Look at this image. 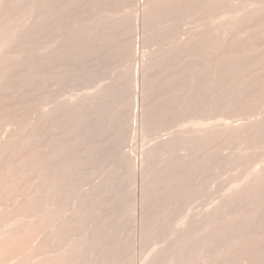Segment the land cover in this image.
<instances>
[{"label":"bare ground","instance_id":"obj_1","mask_svg":"<svg viewBox=\"0 0 264 264\" xmlns=\"http://www.w3.org/2000/svg\"><path fill=\"white\" fill-rule=\"evenodd\" d=\"M25 1L26 0H0V264H87L86 261L89 259H92V257H93V255H90V254H92V251L89 248L94 247L93 244L96 245V243L100 242V241L98 239H97L98 240L97 241L95 238L94 240L97 241L95 243V241L93 239H90V241L93 240V242H91V246H88L90 244L89 243L88 245L85 246L86 248H84L83 245H85V243H83V245H82V241L86 242L88 239L87 240L85 239L86 240L85 241L82 238L83 236L82 237L80 236L81 239L79 237L77 240L80 241V244L82 246H80V244L78 245V241L75 242V240H74L73 242H71L72 244H70V245H72V247L71 246L68 247V241L71 240V238L70 239L68 238L71 236L68 233L71 230H76V232H77L79 229H76V228L74 229L72 227V225L69 224L71 222H68V220H69L68 217L70 215H68V217H67L65 215V213L67 214L66 211L69 210L70 207H69V209H67L66 205H65V209H67V210L62 208L63 200L65 198L63 196H66L67 191L65 190L66 193L63 194L61 192L62 189H60V188L62 187V184L64 183V180L66 179L67 175H69V174L71 175V173L73 175V172L75 171L74 169H76V170L80 169L79 165L81 164L80 163L81 161H84V160L86 161V158L88 157L87 159H91V160H89V162L91 164H93V162L96 161V160L94 161V159H96L97 156L99 155L98 154L96 156V154L99 153V151H101L100 146H101V148L106 147L105 146L106 143L104 144V146H102V144H103L102 142H104L105 141L104 139H106V138H102V140H101V138H99L100 134H99V136L95 135L96 133L93 131V128L98 129V128L102 127V126L101 127L98 126V128H97V125L100 123L102 118L103 119L105 118V120H106L107 116L103 117V115H105V113L109 109H111L109 107L107 109V106L110 105L109 99H111V98H110L109 94H107V95H109V97H108L104 93V92H106V91H104V89L105 90H108V89L105 88V86H102V76L103 75L100 77V79L98 76V67H100L98 58H100L99 57V56H101L100 54H103V53H101V51L104 49V47L102 48L101 44H102V39H103L104 35L106 34L105 32L107 31L106 30L104 32V30H105V28L107 29L109 25H111L110 21L113 22L114 18L112 20L111 19L112 17H111L110 18L111 20L108 21L109 16L105 18L106 15L104 16V13L102 14V12L99 11V10H101V9H99V8H101V5L103 6V4H101L99 7L101 0H35L34 6H33L34 8L32 11L33 13L31 15H29L28 13L26 14L23 11ZM102 1H104V0H102ZM124 1H126V0H123L122 3L123 4L125 3L127 5V7L124 6L126 9L122 10V11H125L124 12L125 14H123V16H129V18H131V20H132L131 25L133 26V29H134L135 35H136L135 36L136 40L134 41L132 47H130V45H129L130 49L128 52L131 54V56H132L131 58L133 59V64H131V65L135 66L134 68L133 67L131 68V69H135V73L132 70L133 71L132 73L134 74V77H132V78H134V79H133V81L131 80L132 83L128 82V84L134 83V85H135V86L132 85V90L134 89L133 96L128 95V96H132L131 97L132 98L131 99V105H133L134 108H133V106L130 108H132V110L134 109V111L131 110V112H133V114L131 115L129 113L130 115L128 114L127 115L128 117L127 118L124 117V118L127 120L126 121L127 123L129 121L128 118L130 116H131V119L134 120L136 123L138 122V119H140L141 125L142 126L145 125L143 128L144 129L149 128L148 131L151 132V135H153L152 133L156 132L155 128L157 126L159 129V127L161 126L160 125L161 123H163L165 120L168 121L170 119V117L168 115H166V116H168L169 118L168 117H167L168 119L165 118V116H163L165 114L164 113L162 114V110H161V109L165 108V112H166V110L168 112V110H170L172 108L171 107L170 109H167L168 107L165 106V105H167V106L169 105V103L167 102L168 100H170L169 101L170 106L176 100L178 101L179 105L180 104L182 105V103L179 102L181 100H178V99H180V97H182V98L184 97L186 99L185 96L187 95V97L190 99L191 92H189V90L192 91L193 93L197 94L199 92L198 88L200 85H205V86L207 85L206 87L202 86L203 88L200 90V92H202V91L205 92L204 89L207 88L208 85L210 86V82L212 81L213 86L211 85L207 89H208V91H210V90L212 91V89H213V94L215 96V100L212 97L213 94H211V93H210V95H211L210 97L213 98L215 104L212 106L210 105L211 104L210 102H213V101L211 100L212 98H210V100H211L210 101L209 97H207L208 98V100H206L207 102L205 101V99H207V98L204 95H206L208 92L207 93H200V94L198 93V95H199V98H201V100H204L203 101L204 103H207L209 107H212L213 109H215V108L219 107V103L222 100H224V101L226 100L225 97L227 98V100L225 102L230 100V96H228L226 94H230L231 92L240 89L241 87H243L245 84L248 83L247 72L245 69L234 71V68L238 67V62L232 61L230 58V52H229V46L230 45L237 47L239 49V51L245 55V57L243 58L245 64H250L252 62V64H258L264 68V53L257 50L254 55L249 56L248 55L249 49L247 47V44L254 46L256 43L264 42V0H143V1L130 0L127 3ZM85 2L87 3L86 5L88 8V12L90 13V16L88 15L89 13L87 14V12H86L87 10H84L85 13H83V14L84 15L87 14L90 17V19L88 20V24L84 23L85 25H87L86 26L87 31H88V32L86 31V33H88L87 36L89 35V37H86V38H89L88 39L89 43L86 41L88 45H85L87 48L84 47V49H85L84 50V49H82L80 43L82 42V40H84V42H85V39H84L85 37L82 39L83 35L81 34V31L79 29L80 27L78 28V26H81V25H77V19L80 20L81 16L79 18H78V16L82 13L81 9H82V7L85 6ZM82 3H84V6H82L83 5ZM108 6H109V4H108ZM102 9L104 10V8H102ZM82 11H83V9H82ZM98 11L100 12V14ZM122 11H120V12L122 13ZM180 12L184 13L182 15H186V17H187V15L193 16L196 14L195 18L191 17L192 20L189 16L187 18L184 16L185 20H187L189 18L190 21L186 22L185 20H183L185 23H187L186 24L187 27H186V25H185V27H183L184 24L182 25L183 29L181 28L182 29L181 32H182V34L185 32V34H183V35L177 32V29H178L177 26L178 25H175L172 23H171V25L169 24L170 21L173 20L175 16H179ZM121 13L119 15L120 17H118V18H120V20L122 21L125 17H123ZM197 13H199V16L197 15ZM83 14H82V16H83ZM163 14L170 15L172 18L167 23V25H165L166 28L164 27V29L161 31L160 40L158 39L159 43L163 42L161 40L162 38L165 39L167 42V45L165 47H163L164 48L163 49L161 46V44H162L161 43L160 46L157 45L158 48L160 47L159 49L155 48L156 50L151 49L150 52H141L142 50L140 51V49H139V43L141 41H142L141 43H143V41L146 40L147 42H145V43H147L149 45V42L151 44H154V43H152L153 42L152 40H154V41L157 40V39H155L156 37L153 39L151 38L152 34L150 36L143 35L145 32H142L143 34H141V36H142L141 37L140 36L141 28L143 30V27L145 24H150V22L153 23V21L155 19H157V17H159V16L161 17ZM200 14H201V16L204 17L203 19L200 17ZM87 15H86V17L85 16L84 17L88 18ZM99 15L103 16L104 18L100 17ZM121 16L123 17V19H121ZM26 18H27V20H25ZM175 18L176 19L173 20L174 22L172 21L173 23H175V21H177V19H180V20L184 19V18H182L181 15H180V17H178V18L175 17ZM199 18L201 20H199ZM101 19H103V21H104V19H105V21H106V19H108L107 22H110V23H108L109 25L104 24V26L107 25V27H104ZM127 20L125 23H127ZM180 20L178 21V23L180 22ZM119 22H117V23L119 24ZM184 22H182V23H184ZM80 23H83L82 20ZM122 24L125 25L124 22ZM176 24H177V22H176ZM19 25H21V27ZM120 25H118V26L120 27ZM123 25H121V28H123V29L120 28V30H125L124 27H122ZM18 26L20 28L16 29ZM102 26L104 27L103 30H102V28H103ZM118 26L115 28H119ZM175 26H176V28H175ZM83 27L84 26H82V28ZM86 28H84V30H86ZM115 28H113L111 26V29H113L114 31L117 30ZM14 29H16V30H14ZM128 29H129V27H128ZM84 30H82V33L85 34L84 36H86V33ZM109 30L110 29H108V31ZM120 30H119L120 33H122V32L124 33V31L121 32ZM179 30H180V28L178 29V31ZM243 30L244 31L246 30V31L241 33ZM252 30H254V32L250 33ZM114 31L112 33H114ZM120 33H118L117 35H119ZM101 34H103V35H101ZM147 34H149V32ZM123 35H122V37H123ZM80 39H82V40H80ZM106 39L108 40L107 36H106ZM132 39L134 40V38H132ZM132 39L130 41H132ZM165 40H164V42H165ZM84 42L82 43L83 46H84ZM113 42H115V41H113ZM157 42H156V44H157ZM119 43H121V42H119ZM122 44H123V42H122ZM144 45H146V44H144ZM162 45H165V43ZM142 46H143V44H141V47ZM100 49H102V50L100 51ZM105 49H106V47H105ZM116 49L120 50L119 47ZM160 49H163V50H160ZM82 50H84V51L82 52ZM159 51H161V53L163 52L162 56L164 55L167 58V60L169 61L168 63H170V64H173L171 62H176V61L181 62L182 57H183L182 62H183V60H185L184 61L185 64L181 62L183 65H185V67L182 66L181 63H180L181 64L180 66L177 63L175 65V66H178L176 68L181 67V68H179L181 71L180 70L178 71V69L176 71L175 67L173 68V66L172 67L170 65L168 66V67H171V70H170V68L167 69L169 74H172L171 72L174 71V70H172V68L175 69V73L173 72L172 77H170V75H168V72H167V74L163 72L164 70H166V68H168L167 66H166V68H163L164 69L163 71H161V73H160L161 76H163L162 74L164 73V74H166L165 76H167L169 78L170 82H169V84H167L168 88H166L168 90H166L163 87V86H166V83H167L166 77L165 78H157V72L154 71L156 73V79H159L160 81H164L161 79H165V81L162 82L163 83V85H162L163 89L162 90L163 91L166 90V91H164L165 94L163 93V95H162L164 98L160 97V95H159L160 93L156 92L157 93L156 94L155 91L153 90L156 87H160L161 83L159 80L158 81H159L160 85L157 86L159 83L155 84V82L157 81L156 80L153 84V86L155 85L156 87L154 86L153 89L150 88V87H152L150 84H152V82L155 80L154 77L150 78V80L148 78V80L150 82H151V79H154V80L151 83L149 82L150 84H147V82H148L147 77H149L150 71L155 70L154 66L156 63H158L156 61L157 60L160 61V58H162ZM83 53L88 54V56H90V55L93 56V57L90 56L89 58H92V59L94 58V60L96 59L98 61V62L97 61L96 62L99 65L97 67L96 64H91V68L88 71V79L89 80L87 78L86 79L84 78L85 80L83 79L84 82L86 80L90 81V83H89L90 85L88 87H86L87 91H84L83 93H81L80 90L75 91L76 88L74 87V85H76V83L81 79H79L80 77H76V75L74 74L75 67L73 65H70L69 63L76 62V60L79 59ZM104 53L108 54L106 52H104ZM84 54H83V56H86ZM96 54L98 55L97 58H96V56H94ZM115 54H113V55H115ZM158 54H160L161 57ZM102 56H104V55H102ZM107 57H108V55H107ZM115 57H116V55H115ZM156 57H158V58L160 57V58L157 59ZM82 58L83 57H81L80 59H82ZM111 58H112V56H111ZM120 58H119V60H120ZM178 58L179 59L181 58V59L179 60ZM92 59H91V62H92ZM104 59H106V58L104 57ZM104 59H102V60H104ZM109 59L110 58H108V60ZM163 59L164 58H162V60ZM82 60H85V59L83 58ZM82 60H80V61H82ZM102 60L100 62H103ZM119 60L117 59L115 61H119ZM123 60H125V59H123ZM128 60H129V58H128ZM88 61H89V59H88ZM106 61H104L105 64L108 63ZM94 63H95V61H94ZM104 63H102V65ZM117 63H120V62H117ZM160 63H161V65L164 64L161 61H160ZM112 64H114V63H112ZM123 64H121V65H123ZM92 65H94V66H92ZM106 65L108 67V64H106ZM161 65H159V66H161ZM125 66H127V65L124 64V67ZM162 67H165V66H162ZM108 68H111V67H108ZM114 69H113V71H114ZM121 69H123V68H121ZM127 70L131 71V70H129V68ZM99 71H100V68H99ZM105 71H106V69H105ZM109 72H111V70ZM117 72H119V70H117ZM68 73H72L71 74L72 77H68ZM121 73L127 74L126 72H121ZM121 73L119 74L121 76H118L117 78L115 77L116 75L115 76L112 75L111 77L114 76V78H116L118 80H119V78H121L120 80H122V74ZM101 74H102V72H101ZM115 74H116V72H115ZM133 74H131V75H133ZM160 74L158 76H160ZM151 75H152V72H151ZM124 76L128 77L127 75H123V77ZM238 76L240 77V80L238 82L234 83L233 77H238ZM175 77H178L179 80L176 81ZM179 77H181V78L186 77L187 81L191 82V83H189L190 84L189 85L188 82L186 81L187 84L191 87H190V89L187 88L188 91H187V89L184 90L182 88L184 94L180 92L182 95L178 96L179 98L176 99V96L179 93L178 90H181V88L179 89V86L183 87L184 85H181V84L186 83L184 79H183L184 80L183 83L182 82L180 83L181 78H179ZM200 77L204 78V82L202 81L203 79ZM205 77H207L208 80ZM209 79H211V80H209ZM109 80H111V79H109ZM118 80H116V81H118ZM123 80H125V83H126V79H123ZM199 80H201L203 83H206V84H202L201 81L194 83L195 81H199ZM104 81L106 82L105 79H104ZM181 81H182V79H181ZM208 81H210V82H208ZM256 81H259V80L257 79ZM119 82L120 81H118V84H116V82L114 81L113 85H115V84L117 85L114 87H112L113 85L111 83H110V85L106 84L107 85L106 87H109L112 85L111 87L113 88V89L111 87L109 88V89H112L111 90L112 92H109V90L107 92L112 93V95L117 94L118 90L120 92V88H119L120 83ZM207 82H208V84H207ZM262 82L263 81L257 82L256 84L254 83V86H255L254 90H256V91L261 90L262 95H263L264 94V91H263L264 82L263 83ZM122 83H123L122 84V86H123L124 82H122ZM164 83H165V85H164ZM179 83H180V85H178ZM259 83H260V85L263 84L262 88H259L262 86V85L259 86ZM194 84H196V86L198 84V87H196ZM126 85L124 87H122V88H124L122 91H124L126 89ZM186 86L187 85H185L184 87H186ZM117 87L119 89H117V91H115ZM211 87H213V88H211ZM114 88H115V90H114ZM209 88H210V90H209ZM256 88H258V90ZM151 89L154 91L155 95L152 94L153 92H151L152 91ZM158 89H160V88H157V90ZM126 90H125V92H126ZM162 90H160V92H163ZM113 91H115L116 93ZM186 91L188 92V94ZM125 92H124V94H125ZM228 92H230V93H228ZM131 93H132V91H131ZM31 94H32V97H31L32 99H30ZM118 94L121 95L119 97H122V98L124 97L122 93L121 94L118 93ZM127 94H128V92H127ZM127 94H125V95L127 96ZM202 94H204V95H202ZM254 94L255 95H257V94L261 95V93L260 94L258 92L253 93L252 97L254 100H255V98L256 99H258L259 97L261 98V96L255 97ZM152 95H154L156 98H157V95H159V97H160L159 101H161V102H162L161 98H163L164 101H165V99L166 100L168 99L166 101L167 103L163 102L164 105L158 102V104L163 105V106H160L162 108L158 107L159 106L158 104H156L157 108L154 107L157 109V110L154 109V112L156 113V111H157V113H158L159 112L158 108H160L161 114H162V115L161 114L160 115L165 118V120H164V118L161 119V120H163V122L158 121L161 116L157 115V113H156L157 116H160V117H158L159 119L156 118L157 123L159 124V122H160V124H159L160 126L156 124V121H154L156 124L155 125L154 122L149 120V119H151V117H153L155 115V114H153L150 116V114L154 113V112L150 111L151 103L149 101H151L153 98H155V97H152ZM168 95H170V97ZM191 95L196 97V100H195V97H193V98L197 104L198 103L197 102L198 101V98H197L198 95H194V94H191ZM128 96H127V99H129ZM166 96H168V98H165ZM202 96H204L205 98H203ZM252 97L250 99L242 100L240 102V106L242 108L241 107H239V108L241 111L242 110L243 111L251 110L249 106H251V108L253 107V109H254L255 105L254 106L250 105V102H253V100L251 101ZM263 97L264 96H262L261 100L264 101ZM113 98L114 97H112V99ZM122 98H119V99H122ZM169 98H171V99H169ZM184 98L182 100H185ZM193 98H191V99H193ZM260 98L258 100H255V102H253V104L256 103L257 108H259L260 105L264 104L260 100ZM191 99H190V101H191ZM113 100L115 101V98ZM120 101H123V100H120ZM152 101L154 103H157V100L155 101V99ZM224 101L221 102L220 105L222 103L224 104L225 103ZM256 101H260L261 102L260 105H259V102H256ZM186 102H188L187 99H186ZM186 102H185V105L183 104L181 107L178 106L177 102H174L175 105L177 104L176 106H178V109L176 110L174 108V105H173L174 109L173 108L172 109L175 112H173L171 109L170 114L172 112L174 113V115L176 113L178 114L177 111L179 110V107L183 110H186L185 108L188 105H191L190 108H192V103H195L194 101H191V104L189 102V104L186 105ZM114 103H112V104H114ZM227 103L229 104V102H227ZM227 103L224 104L225 106L222 104L219 109H224V107H226L228 105ZM128 104H130V103H128ZM128 104H126V107H128L127 106ZM207 104H202L204 107H201L202 106L201 104L199 106L201 108H204V110H206L208 112V114H210L211 112H209V111L212 110V108L209 109V107H207ZM183 106L185 108H183ZM193 106H194V104H193ZM214 106H217V107H214ZM123 107H125V106H123ZM200 107H197L198 109L195 107L197 110L194 108L196 110V112L199 113L202 111L200 109ZM246 107H249V108H247V110H246V109H244ZM116 108H115V110L118 111V109H116ZM119 108H121V107H119ZM257 108H255V109H257ZM105 109H107V111L104 113ZM199 109L201 111H198ZM111 110L109 111L110 113L112 112ZM120 110H121V112H123L124 109L123 110L120 109ZM183 110H181V111H183ZM258 110L259 109H257L256 112ZM117 111L115 112V114L118 113ZM149 111L151 113H149ZM191 111H192V113L195 112L193 109H190L189 112H191ZM206 111H203V112L206 113ZM215 111H216V109H215ZM121 112H119V114L121 117H123L122 115L124 112L122 113V115H121ZM167 112H166V114H167ZM212 112H213V110H212ZM126 113H127V111H126ZM126 113L124 116H126ZM214 113H216V112H214ZM119 114H117V116ZM262 114H263V110H262ZM174 115H171V117H173ZM29 116L31 117V122L26 124V125L24 123H22L23 119H25ZM119 117H117V118H119ZM121 117H120V119H117V121H119V120L121 121ZM125 119H123L122 121H124ZM154 119H155V117H154ZM105 120H104V123L110 119L107 118V120L106 121ZM112 120H113V118H112ZM121 122L119 123V126L121 125ZM130 122H131V120L129 121V123ZM151 122H152V124H151ZM124 123H125V121H124ZM111 124H113V123H111ZM138 124H137V126H138ZM153 124H154V127H153ZM86 125H87V128L90 127V129L93 127L91 129V131H92V133L93 132L95 133L94 135L96 137L97 136L98 137L92 141L90 140L91 137H90V139L86 138V140L88 141L87 143L89 145H86L87 147L85 146L86 148H85V153H84V152H82L83 151L82 148H84V147H82L83 145H79V144H81V141L78 144V141H76V140L80 135L79 132L82 133L83 131H85L84 128H86ZM131 125H133L132 122L130 123V127L128 126L129 127L128 129H131V131H132L133 130L132 128L134 126H132V128H131ZM146 125H149V127H146ZM82 126H84L83 130L81 129ZM122 126H123V122H122ZM225 126L221 127L223 129L215 128L217 130L213 129L212 132L208 131V133L206 132L207 134L205 133L202 136H195L189 141V143L193 147H195V146L200 147V148H202V146L209 147L211 145L214 146L216 144V140H217V142L218 141L220 142L221 140H222V142H225L226 138L228 140L230 135L237 134V135L241 136V138H242L243 147H245V148L250 147L248 149V150H250V152H249L247 149L240 146L242 148V149H240V153L242 151H246L247 153L242 155V153H244V152H242L241 153L242 156L239 153V156H241V157L237 156V157H239L238 159L236 157L234 158L235 159L233 161V168L234 169H232V168H231V170L229 169L230 168L229 162H228L229 168L227 167V169H226L224 167L226 169V172L228 170L227 173H229V171H232L235 173L236 169L238 167L240 168L241 166L244 169H246V172H244L243 171L244 169L241 167L243 170H241V169L238 170L236 172L237 174L232 173V174H234V176L235 175H238V176H235V177L232 176V178H231V177H229V175L231 174V172H230L229 174H227L229 179H228V177L226 178V176L223 177L224 182L226 181L225 179H227V181H226L227 183L226 182L225 183L228 184L227 186H225L228 188L226 189L224 194L227 193L229 195V197L232 196V197H230L231 199H234V197H235V200H236V197L242 198V196H243V199L245 200V198H247V196H248L247 193L251 194V192H252V194L255 193V195H253V196L256 199L258 197V201H260L261 204L259 202V204H260L259 205L260 210L258 213L259 215L255 216V217H257V218L259 217L258 219H260L261 221L258 219H255V217L252 216L248 220L250 222L252 221L253 225H251L252 222L251 223L247 222L248 223L247 225L250 226V228H251V226H253L255 228L256 223H258L257 221L262 222V223L259 222L260 224L258 223L259 226H258V224L256 225V226H258L256 229L252 228L254 230L251 229V232H254V231L257 232L258 231L257 229H259V233L263 232L262 233L263 237H262V234L258 235V238H259V236L262 237L261 239H262L263 245H261V247L263 246L262 247V249H263L264 248V115H261V116L258 115V118L251 120V121H248V122H241L239 124H234L233 126L232 125L229 126V124H228L227 127H225ZM150 127L153 129H150ZM87 128H86V130H89V128L88 129ZM103 128H102V130H103ZM118 128H119V133L122 135L121 127H118ZM122 128H124V126ZM136 128L134 130H136ZM158 129H156V130L159 131ZM99 130H101V129H98V131ZM108 130H109V128H108ZM150 130H152V131H150ZM89 131L85 132L86 135H87V133L90 134ZM98 131H96V132H98ZM143 131H145L144 134H147V133L149 134V132L146 129ZM146 131H147V133H146ZM105 132L107 133V130ZM136 132L138 133L140 131L137 130ZM78 133H79V135H78ZM109 133H112V132H109ZM101 134H103V133H101ZM84 135H82L83 138H85ZM94 135L92 134V139L95 138ZM151 135L149 134L148 136H151ZM107 136L109 137L110 134ZM117 136H119V135H117ZM135 137L137 139V136H135ZM141 137L143 139H145L146 135L142 134ZM111 138H112V136H111ZM219 138H220V140H219ZM222 138L223 139L225 138V140H223ZM88 139L91 141L90 143H89ZM99 139L102 142H100ZM136 139H134V140H136ZM80 140H82V142H83V139H81V136H80ZM155 141L151 145H148V146L145 144L147 147L145 145L141 144V146L143 145L145 149L143 148V146L141 147V149L143 148L144 151L141 152L140 156H134L132 154H128V156L126 158L121 159L120 164H122L121 166H123V168H124V167H126L125 163L128 162L129 165L131 166L130 167L131 172H128V173L131 174V176L133 174H135L138 177H140V179L144 181V183H143L144 185H146L150 181H152L151 179L154 178V176H155L157 181H159L160 183H163L164 187L166 188L167 184H165V183L168 182V180H169L168 178L171 177L170 175H172L174 173V171H172L173 173H171L169 175V173L165 172V170H159V169L155 168L154 164H156L155 161H157V158L160 156V154L163 151L169 150L172 152V150H176V148H178L177 146L180 145V140L178 141L175 138H168L167 137L165 139L162 138V140H160V141H156V142ZM74 142H75V144H74ZM107 142H108V140H107ZM141 142H142V140H141ZM143 142H144V140H143ZM214 142H215V144H214ZM77 144L79 146H81L80 147L82 149L81 152H80V150L79 151L77 150L78 149ZM245 145H249V146L246 147ZM107 146H109V145L107 144ZM257 146H258V148L260 147L259 149L262 148V151H257V152L252 151L253 149L257 148ZM62 148H64V149H62ZM210 148L213 150L212 146ZM258 148L255 150H258ZM74 150H77V152H80V153L76 154L77 152L74 153L73 152ZM199 150H201V149H199ZM64 151H66L67 154L69 153L70 155L69 154L66 155V152H65L66 157H63L64 153L59 154L60 152H64ZM104 151L105 150H103V152ZM106 152L107 151H105V153ZM205 152L204 153L207 154L206 156L210 157V152H208V151H205ZM82 153L84 154V156L85 155L87 156V157L85 156L86 158L84 156H82L83 160H82V157L80 156ZM208 153H209V155H208ZM117 154H118V152H117ZM61 155L64 159L61 158ZM100 155H101V153H100ZM57 156H58V158H57ZM95 156H96V158H95ZM68 157H70V158H68ZM66 158L69 159V161L66 162L67 164L65 163ZM202 158L203 157H199V159H202ZM56 159H58V160L61 159L60 161L63 162L65 165L63 167L61 166L62 164L57 165ZM197 159L195 162L199 163L201 160H197ZM62 160H64V161H62ZM99 161H100V158H99ZM61 162H59V163H61ZM128 163L126 165H128ZM244 163L248 164V166H245L246 168L244 167V165H242ZM91 164H89L90 167L94 166ZM237 165H238V167H237ZM96 167H97V165L95 166V168ZM116 167H115V170H116ZM196 167L200 168V163H199V166L196 165ZM95 168L93 167V172H94ZM119 168H121V167H119ZM97 169H98V167H97ZM132 170H133V174H132ZM169 170L170 169H168V171ZM192 170L194 171L197 169L192 168ZM78 171H76V173ZM198 171H199V169H198ZM239 171H241L240 172L241 175L238 173ZM76 173H75V176L79 175ZM62 175H64V176H62ZM70 175H69V177L67 176V180H66V181H68V178L70 179V182H68L69 186L66 185L67 182H65L63 184L64 188H65V185H66V187L68 186V192L71 193V194L68 193L71 195V196L69 195L70 196L68 198L69 200L74 195H75L74 197L76 199L77 198L76 194H78V192L75 194V192L71 191V189L73 187H71L70 191H69V187L71 186V183H72L71 180H73V178L74 179L77 178V177H71L72 175L71 176ZM135 175H133V176H135ZM224 175H221V176H224ZM61 176H62V178L64 177V180L61 178ZM137 176H135V178L133 177V179L136 180ZM174 176H175V173H174ZM78 178H79V176H78ZM171 178H170L171 181H175V180H172ZM173 178L175 179L176 177H173ZM178 178H176V179H178ZM180 178H181V176H180ZM131 179H132V177H131ZM59 180L61 183L62 182L63 183L61 184L59 182ZM177 181H179V180H177ZM177 181H176V183H177ZM221 181H222V179H221ZM221 181H219V183H221ZM75 183H78V182L75 181ZM80 183L81 182H79V187H80ZM176 183H174V184H176ZM58 184L61 187H57V186H59ZM169 184H171V183H169ZM172 185H169L170 187L168 186V188L170 189V190H167L168 192H170L172 189H173L172 192L174 191L175 188ZM224 185H223V187H224ZM147 186L149 187V189L152 188L150 185H147ZM171 186L173 187L172 189H171ZM76 187H75V189L78 188V187L77 188ZM225 187H224V189H225ZM143 188L145 189V187H143ZM77 190L80 191L79 188ZM72 192L74 195H72ZM162 192H165V191H162ZM175 192L176 191H174V193ZM243 192H245L247 195H242V194H244ZM68 194L66 197H68ZM167 194L169 195V193H166V195ZM228 195H227V197H228ZM171 196H172V194H171ZM240 198L237 199L236 201L235 200L234 201L235 202L240 201V200L243 201V199H240ZM65 200H66V202L68 201L67 198H65ZM81 200L82 199H80V201ZM76 201H77V199H76ZM75 203H78V201ZM87 203H85V204H87ZM80 204L82 205V203H80ZM85 204H84V206H85ZM88 205H91V204H88ZM76 207H77V205H76ZM69 212L70 211H68V213ZM78 214H80V213H78ZM86 215H88V214H86ZM77 216H79V215H77ZM77 216L73 219L74 220L73 222H75L78 219ZM253 217L255 220L251 219ZM70 221H72V220H70ZM77 221H79V220H77ZM67 222H68V224H67ZM79 223H80V221H79ZM77 225H80V224H77ZM260 225L263 227L262 230H261ZM73 226L76 227L75 224ZM81 228H82V226H81ZM247 228H249V227H247ZM73 232H75V231H73ZM108 232H109V230H108ZM251 232H250V234H249V232L245 233L243 238H245V236L248 237L247 235L250 236ZM79 233H80V231H79ZM80 235H82V234L80 233ZM85 236H87V235H85ZM85 236H84V238H85ZM74 238L75 237H73L72 239H74ZM86 238H88V237H86ZM97 238H99V237H97ZM99 239L101 240L102 237ZM104 239H106V238H104ZM261 239L260 238L258 239L259 243H261V241H260ZM247 240H246V244L249 245V247L251 248L253 246V244H252L253 242L250 243V240L249 239H247ZM74 242L77 243V245ZM102 242H103V239H102ZM73 243L75 246L73 245ZM190 243L192 244V242H190ZM98 244L99 243H97V245ZM191 244H189V246ZM108 245H110V244L108 243ZM98 248H100V244H99ZM88 255H90V256H88ZM88 257H90V258L88 259ZM143 257H144V255H143ZM150 259L148 260V262L150 261ZM139 261H140V259H139ZM88 262H90L92 264L91 260H89ZM141 262H142V258H141ZM149 264H151V262Z\"/></svg>","mask_w":264,"mask_h":264},{"label":"rangeland","instance_id":"obj_2","mask_svg":"<svg viewBox=\"0 0 264 264\" xmlns=\"http://www.w3.org/2000/svg\"><path fill=\"white\" fill-rule=\"evenodd\" d=\"M122 1L123 0H110V1L109 0H106V1L101 0V3L99 4V7L101 4H103V6L101 5V8H99V9H101L99 11H101L102 14L104 13V16L106 15L105 18L109 16L108 17L109 20L106 19V21H105V19H104V21H103V19H101V21L103 22V26H104V24H108L111 22V25L108 24L110 27L108 26V28L107 29L105 28V30H104V32L106 30L108 31V29H110L111 31L110 30L108 32L106 31L105 32L106 34L104 35V37L102 39L101 46H102V48L104 47V49L103 50L100 49V51L102 50L101 53H103V54H100L101 56H99L100 58H98L100 65L97 64L98 61L96 59L94 60V58L93 59L89 58L91 56L90 54H89L90 56H88V54H84V53L83 54L86 56H83V54H82L81 57H83L85 60H82L83 58L80 59L81 58L80 57L79 59L76 60V62L69 63L70 65H73L75 67L74 74L76 75V77H80L79 79H81L76 83V85H74V87L76 88L75 91L80 90L81 93H83L84 91H87L86 87H88L90 85L89 84L90 81H88L89 80L88 79V71L91 68V64H96L97 67H98V65L100 66V67H98L99 79L102 75L104 76V77L102 76V86H105V88H107L109 90V92H112L111 91L113 89L112 87L117 86L116 84H118V81H120L119 83H120L121 87L118 85L120 88V92L118 90L117 94H115V95L114 94L112 95V93H109V92H107L108 90L104 89V91H106V92H104L105 95L109 94L110 98H111V99L108 98L109 95H107L108 97L106 96L110 100L109 101L110 105L107 106V109H108V107L111 109L113 108V109L112 110L109 109L108 111H107V109H105L104 113L106 111L107 112L105 113V115H103V117L107 116V118L110 119V120H108L110 123L108 121H106L107 118H106V120H105V118L104 119L102 118L100 123L97 125V128H98V126L99 127L102 126L101 128H98L101 130L98 131V129H94L92 127L93 131L96 134L94 132L92 133V131H91L92 128L90 129V127H88L90 131L86 130L87 125H86V128H84L85 131L82 132L83 134L81 132H79L80 133V135H79V133H78L79 137L77 138L76 141H78V144L81 141V144H79V145H83L82 147H84V148H82L83 149V151H82V149L80 148L81 146H79L77 144L78 145L77 150L78 151L80 150V152L82 151L84 153H85V148L87 147L86 145H89L87 143L88 141L86 140V138L90 139V137H91L90 140L92 141V140H95L99 136V134H100L99 138H101V140H102V138H106V139H104L106 142L105 141L102 142L99 139V141L103 143L102 146H104V144L106 143L105 144L106 147L101 148V146H100L101 151H99V153L96 154V156L99 154L97 156L98 159L95 156L96 159H94V161L95 160L96 161L93 162V164H91L89 162V160H91V159H87L88 157L86 155L85 156L87 158L84 156L83 153H82L83 155L79 154L81 157L84 156L86 158V161L84 160V161L80 162L82 165L81 164H80L81 166L79 165V167H80V169H78L79 171L74 169L75 170L73 172L74 176L72 175V173H71L72 176L69 174L71 177H77L75 179L73 178L74 181L71 180L73 184L71 183V186L69 187V191H70V188L73 187L71 189V191L75 192V194L78 192V194H76V196H77L76 199H77L78 203H75L77 201L74 197L75 195L73 194V192H72V195H74V196L72 198H70V200L68 199L71 196L70 195L71 193L68 192V186H69L68 182H70V179L68 178V181H66L67 176L69 177V175L66 176L65 180H64V177L62 178V176H64V175L61 176V178L64 180V183L67 182L66 183V185H68L67 187L65 185V188H64V185H63L64 183L62 182L63 183L62 184L60 182V180H59V182L62 184V187L59 185L60 183L58 184L59 186H57V187H61L60 189H62V191L60 189L59 190L63 194H65L66 191H67V194L70 193V194H68V197H66L67 194H66V196H63L65 198H67L68 201L66 202V200L64 198L65 201L63 200L62 208L65 209V205H66L67 209H69V207H70L69 210L65 209V210H67L66 211L67 214L65 213V215L67 217H68V215H70L71 217L70 216L68 217V219H69L68 222H71V223H69V224L72 225V227L74 229L75 228L79 229L77 232H76V230H71L72 232L75 231L73 233L70 231L72 234L70 232L68 233L71 235V236L69 235L70 237H68L69 239L71 238V240L68 239L69 240L68 241V247H70V246L72 247V245H70V244H72L71 242H73L74 240H75V242L78 241L77 239L80 236L81 237L83 236L82 237L83 240L88 239L87 241L85 240L86 242H83L81 240L82 245H83V243H85V245H83L84 248H86L85 246L88 245L89 243L90 244L88 246H91V242H93V240L95 238H96V240L98 239L100 242H97L98 240L97 241L94 240V241H95V243L97 242L100 244L101 249L98 248L99 244L97 245V243H96V245L93 244L94 247L89 248L92 251V254H90V255H93V257H92V259H89L90 257H88V259L91 260L92 264H149L150 262H151V264H264V252H263L264 248L262 249L263 246L261 247V245H263L262 239H261L263 237V234H262L263 232L260 231L261 233H259V229H257L258 230L257 232H255V231L251 232V229L254 227L251 226V228H250V226L247 225L248 224L247 222H249V223L252 222V221L250 222L248 220L250 217H252V216L255 217V216L259 215L258 214L259 210H260L259 205L261 204V202L258 201L257 196H256L257 199L253 196V195H255V193L252 194V192H251L252 195L250 193H247L248 196H247V198H245V200L243 199V196H242V198L239 197L240 199H243V201L240 200L237 202H235V201L239 198L236 197V200H235V197H234V199H231L230 197H232V196L229 197V195L226 193L228 195V197H227V195L224 194L226 189L228 188L225 186H227L228 184H226L227 179H225L226 180L225 181L226 183H225L223 177L226 176V178H227L228 177L227 174H229L231 172L229 177L232 178V176H234V174H237L236 172L238 170L244 169L242 166L241 167L243 169L241 167L239 168L237 165L238 168L236 169L235 173L232 171H229V173H227L228 170L226 172V169H227V167L229 168V166H230V168H229L230 170H231V168L234 169L233 168V161L235 160L234 159L235 157L238 159L239 157H241L242 155L247 153L246 151H242V152H244V153L241 152L242 155L240 153V149H242L241 147H243L241 136H239L237 134H232L229 136L228 140H227V138H226V140H225V138L224 139L222 138L223 140H225V142H222V140L220 142L219 141L217 142V140H216V144L214 142L215 145L214 146L211 145L213 147V150L210 148L211 146H209V147L202 146V148H200L197 146L193 147L189 143V141L193 137L202 136L206 132L208 133V131L212 132L213 129L217 130L215 128L223 129L221 127H223L225 125H226L225 127H227L228 124H229V126L230 125L233 126L234 124H239L241 122H248V121L254 120V119L258 118V115H260V116L264 115V104L260 105L261 102L256 101V102H259L260 107L257 105L259 108L256 107V103L253 104V102H255V100H258L260 98L259 97L258 99H256L255 97L261 96V98H262V96H264V94L262 95L261 90H259V91L254 90V87H255L254 83L256 84L257 82H261V81L264 82V68L258 64H252V62L250 64H245L244 60H243L245 55L242 54L237 47L230 45L229 46L230 58L232 61L238 62V67L234 68V71L245 69L247 72L248 83L236 91H233L231 93L228 92L230 94H226V95L230 96V100L228 99L229 101H227V102H229V104L227 102H225L227 100V98L225 97V99H226L225 101L224 100H222V101L220 100V101L221 102L224 101L228 105L226 107H224V109H219L220 106L223 104L222 103L220 105V103H221L220 102L219 107L214 106V107H217V108H215L216 109V111H215V109H213L212 107H209L207 103H204L203 102L204 100H201V98H199V95H198V93L200 94V93H207L208 92L206 95H204V94H202V95L206 96V98L209 97V100L212 97L215 100V96L213 94V89H212V91L210 90V88H209L210 91H208V89H207L211 85L213 86V82L208 81V82H210V86L208 85V87L204 89L205 92H203V91L200 92V90L203 87H206L207 85L206 86L200 85L199 86L200 89L198 88L199 92L197 94L193 93L192 91L189 90V92H191V94L198 95V97H197L198 101L197 102L199 104L198 103L196 104V101H195L196 97L192 96L190 94V96H191V97L189 96L190 99L195 97V100H194V98L191 99V101H194L195 103H192V108H190L191 105H188L189 106V107L187 106L188 108L187 107L185 108L183 106V108H185L186 110L181 109L180 107L183 104L185 105L186 99L188 101V102H186V105L189 104V102L191 104L190 99L185 94L186 96L185 95L184 96L186 97V99L183 97L185 100H182L183 99L182 97H180V99H178V100L182 101V102L179 101L180 103H182V105L181 104L179 105L177 100L174 101V102H177L178 106H180L179 110L177 111L178 114L176 113L174 115L173 112H175V111L173 109L174 108L176 110L178 109V106H176L177 104L175 105L174 102L173 103L171 102L172 104L170 106V102H169L170 100L167 99L168 100L167 101L165 99V101H164L163 100L164 97L162 96L163 93L165 94L164 91L168 90L166 88H168L167 84H169V82H170L169 78L165 75L168 72L167 69L170 68V70H171L172 66H173V68L175 67L176 71H177V69L179 71L180 70L179 68H181V67L176 68V67H178V66H175L176 63L179 64V66H180L182 63L185 64V62H184L185 60H183V62H182V59H183V57H182V59L180 58L182 63L179 61H176V62H171L173 64H170V63H168L169 61L167 60V58L164 55H163L164 57L162 56L163 52L161 53V51H159L162 58H164L162 60V58H160L161 57L160 54H158L160 56L159 57L160 61L164 64L161 65L160 61L157 60L159 58L156 57L157 58L156 62H158V63H156L154 66L155 70L150 71L149 77H147V80H148V78L150 80V78H153V77L155 80L151 79V82L154 80L152 82V84H150L151 82L148 80L147 84H150L152 86L150 88H152V89L154 88V86H155V85L153 86L154 82L156 80L157 81L159 80V79H156V73L155 72H157V78H165L166 77L167 83H166V86H163L166 90H164V91L162 90L163 89V87H162L163 83L162 82H164L165 79H161L164 81L159 80L161 85H160L159 81L155 82V84L159 83L157 86L160 85V87L155 86L156 88L153 90L155 91V93L156 92L160 93L159 94L160 97H163V98H161L162 102L159 101L160 100L159 95H157V98H156L154 96L155 95L154 91L151 89L152 90L151 92H153L152 94H154V95H152V97H155L152 100H154V99H155V101L157 100V103H154L152 100H151L152 102L149 101L151 103L150 111L154 112V109L157 108L156 104H158V102L163 104V105H164V103L168 102L169 105L168 106L165 105V106L168 107L167 109H170L171 107L173 108V105H174V108L173 109L171 108L173 112L170 114L171 109L168 110L169 113L166 110V112H167V114H166L165 108H163L164 110L161 109L162 114L163 113L165 114V115H163V116H165V118H167L168 116L170 117V119L168 121H166L165 118L163 116H161L162 114H161L160 108H162V107H160V106H163V105H161V104H158L159 106L157 105L158 107H160V108H158L160 113L159 112L157 113V111H156V113H157V115L161 114L160 115L161 117L157 116L156 113L154 112V113L150 114V116L155 114L157 117L154 115L153 117H151V119L152 118L153 119L152 120L149 119V120L152 122L156 121L157 125H159L160 122H163V120H161L163 118L166 122L164 121L163 123H161L160 124L161 126L159 125L160 126L159 129L157 126L155 128L156 132L152 133L153 135H151V132L148 131L149 128L148 129L145 128L151 136H148L149 134L147 133V131H146L147 134H144L145 131H143V130H145V129L143 127L145 125H143V126L141 125L140 119H138V122L136 123L134 120L131 119V116H130L128 118V120L129 121L131 120V122L133 123V125H131V128H132V126H134L132 128L133 130L136 127L138 128V129L136 128V130H134V131L132 130L133 131L132 132L131 129H128L130 127L131 122L129 123V121H128V123H127L126 122L127 120L124 117L127 118L128 117L127 115L129 113L131 115L133 114V112H131L132 108H130V107L133 106V105H131V99H132L131 97L133 96L134 89L132 90V85H134V83L133 84H131V83L134 79V78H132V77H134V74L132 72L134 71V73H135V69H131V68L132 67L134 68L135 66L131 65V64H133V59L131 58L132 57L131 54L128 52H129L130 47L133 46V43L136 40V37H135L136 35H135V31L133 29V26L131 25L132 24L131 18H129V16H123V14H125L124 13L125 11H122V10L126 9L125 7H127V5L125 3L123 4ZM128 1H130V0H126L124 2L127 3ZM140 1H143V0H140ZM34 3H35V0H26L24 8H23L24 13H26V14L28 13L29 15H31L33 13L32 11L34 8L33 7ZM82 4H83L82 6H84V3H82ZM86 4L87 3L85 2V6L84 7L81 6L83 11L81 9L82 13L80 12L81 14L78 16V18L80 16L81 17H80V20L77 19V25H81V26H78V28L80 27L79 29L81 31V34L83 35V37L81 36L82 39L85 37L84 38L85 42L87 41L89 43V40H88L89 38H86V37H89V35L87 36V34H88V33H86V31H87L86 26L87 25H85V24H88V20L90 19V17H89L90 13L88 12V8H87ZM108 4H109V6H108ZM102 8H104V10ZM84 10H87L86 11L87 14L89 13L88 14L89 16L86 14L88 16V18H85L86 15L83 14V13H85ZM120 11H122V13ZM120 13L122 14L123 17H125L123 19V17L121 16V19H123L122 21L124 22V24L126 26L123 25L122 24L123 22L120 20V18H118V17H120L119 16ZM180 13H179V16H175V15L174 16L177 18L180 17V15L182 16V18H184V16L186 17V15H182L184 13H182V12H180ZM82 14H83V16H82ZM99 14H100V12H99ZM197 15L199 16V13H197ZM188 16L190 18L191 17L195 18L196 14L193 16L187 15V17ZM100 17L104 18L103 16H100ZM175 17L173 20L176 19ZM200 17L202 19L204 18L203 16H201V14H200ZM110 18L112 20L114 18L113 22L110 21L111 20ZM171 19L172 18L170 15L163 14L161 17L160 16L157 17V19H155L153 21V23L150 22V24H145L143 27V30L141 28L140 36H141V34H143L142 32H145L143 35L150 36L152 34L151 38L153 39L156 37L155 39H157L155 41L152 40L153 41L152 43H154V44H151L149 42V45L147 43H145V42H147L146 40L143 41V43H141L142 42L141 41L140 43L143 44V46L141 47V44L139 43V49H140V51L142 50L141 52H150L151 49L153 50L155 48H158V46H160L161 43L162 44L165 43V45L161 44L162 48L167 45L166 40L163 38L161 39L163 42L159 43V40L161 38L160 33L164 29L165 25H167V23ZM25 20H27V18ZM81 20L83 23H80ZM107 20L110 22H107ZM126 20H127V23H125ZM173 20H171L169 24L171 25V23H172V24L178 25L177 27H178V29L180 28V30L178 31V29H177V32L182 34L181 31H182L183 27H185V25L187 24L183 21V20H185V18L181 19L182 21L180 19H177V21H175V23H173L174 22ZM179 20H180V22L178 23ZM191 20H192V18H191ZM199 20H201V19L199 18ZM185 21L188 22V21H190V19L188 18ZM117 22H119V24ZM176 22H177V24H176ZM182 22H184V23H182ZM116 23L118 25H120V24L123 25L122 27H124L125 30H120L121 25L119 27ZM182 25H183V27H182ZM19 26L21 27V25H19ZM19 26L16 29H19L20 28ZM82 26H84V27L82 28ZM111 26L113 28L118 26L119 28H115V29H117V30H115L116 31L115 32L113 29H111ZM104 27H107V25ZM104 27L102 28V30L104 29ZM128 27H129V29H128ZM186 27H187V25H186ZM84 28H86V30H84ZM175 28H176V26H175ZM16 29H14V30H16ZM81 29L85 31L86 36H84L85 34L82 33ZM121 29H123V28H121ZM119 30L121 32L124 31V33L123 32L120 33ZM113 31H114V33H112ZM245 31L243 30L241 33L245 32ZM148 32H149V34H147ZM252 32H254V30H252L250 33H252ZM118 33H120V34L117 35ZM183 34H185V32ZM101 35H103V34H101ZM122 35H123V37H122ZM106 36H107L108 40L106 39ZM132 38H134V40ZM82 39H80V40H82ZM131 39H132V41H130ZM164 40H165V42H164ZM113 41H115V42H113ZM83 42H84V40H82V42L80 43L82 49H84V47L87 48L85 46V45H88L87 42L86 43L84 42V46L82 45ZM119 42H121V43H119ZM122 42H123V44H122ZM156 42H157V44H156ZM144 44H146V45H144ZM129 45H130V47H129ZM105 47H106V49H105ZM118 47L120 50L116 49ZM247 47L249 49V52H248L249 56L254 55L257 50L264 53V42L256 43L254 46L247 44ZM163 49H160V50H163ZM84 50H82V52ZM104 52H106L108 54H105ZM97 54L94 55V56H96V58L99 55V54L98 55ZM113 54H115L116 57ZM102 55H104V56H102ZM107 55H108V57H107ZM111 56H112V58H111ZM91 57H93V56H91ZM104 57L106 59H104ZM101 58L104 60H102ZM108 58H110V59L108 60ZM119 58H120V60H119ZM128 58H129V60H128ZM88 59H89V61H88ZM91 59H92V62H91ZM117 59L119 61H115ZM123 59H125V60H123ZM80 60H82V61H80ZM101 60L103 62H100ZM94 61H95V63H94ZM104 61L108 62L106 64H108V67H111V68H108L107 65L104 63ZM117 62H120L121 64L124 63L125 65H127L125 67L127 69L129 68V70H131V71H128L124 67V64L121 65L120 63H117ZM102 63H104V64L102 65ZM112 63H114V64H112ZM159 65H161V66H159ZM169 65L171 67H168ZM92 66H94V65H92ZM162 66H165V67H162ZM166 66L168 68H166ZM182 66L185 67V65H183V64H182ZM99 68H100V71H99ZM112 68L116 69V70L114 69L116 74ZM121 68H123V69H121ZM163 68H166V70H164ZM173 68H172V70H174L173 72L175 73V69H173ZM105 69H106V71H105ZM108 70L109 71L111 70V72H109ZM117 70H119V72H117ZM161 71H163L166 74L163 73L162 74L163 76H161V74H160ZM101 72H102V74H101ZM121 72H126L127 74H124ZM151 72H152V75H151ZM173 72H171L172 74H169V72H168V75H170V77H172ZM120 73L122 74V80H120L121 78H119V80L116 79L118 76H121V75H119ZM158 73L160 74V76H158L159 75ZM71 74L72 73H68V77H72ZM131 74H133V75H131ZM112 75H114V76L116 75L115 76L116 78H114V76L111 77ZM123 75H127L128 77H126V76L123 77ZM84 78L88 79L85 81L86 83L84 82V80H85ZM108 78L111 80H109ZM175 78H176L175 79L176 81L179 80L178 77H175ZM179 78H181V77H179ZM200 78H202L203 80L202 79L201 80L204 82V78L203 77H200ZM205 78H207V77H205ZM104 79L106 80V82L104 81ZM123 79H126V83H125V80H123ZM181 79H182V81H181ZM181 79H180V83L181 82L183 83L184 80H185V82L187 81L186 77H184V78L182 77ZM255 79L256 80L258 79L259 81H256ZM116 80H118V81H116ZM201 80L195 81L194 83L200 82ZM207 80H208V78H207ZM209 80H211V79H209ZM239 80H240L239 76L233 77L234 83L238 82ZM114 81L116 82L115 85H113ZM121 81L124 82L123 86H122L123 83ZM128 82H131L130 83L131 85L128 84ZM187 82H188V84L191 83L189 81H187ZM187 82L185 84H181V85H184V86L187 85L188 87L187 86L186 87H184V86L180 87L179 86V89L180 88H181V90H182V88L184 90H186L187 88L190 89L191 86H189L190 84L188 85ZM203 82H202V84H206ZM208 82H207V84H208ZM110 83L113 86L111 85L112 87L111 86L106 87L107 85H110ZM180 83L178 85H180ZM125 85H126V89L128 90L127 91L125 89L126 92H125V90L122 91L124 89L122 87H124ZM164 85H165V83H164ZM194 85L196 86V84H194ZM261 85L259 83V86H261V87H259V86L258 87L262 88L263 84H261ZM110 87L112 89H109ZM196 87H198V84ZM119 88L117 87L116 90L114 88V90L117 91V89H119ZM157 88H160V89L157 90ZM211 88H213V87H211ZM188 89H187V91H188ZM256 89L258 90V88H256ZM160 90H162L163 92H160ZM181 90H178L179 93L177 94L176 99L179 98L178 96L182 95L181 93H183V90L182 91ZM115 91H113V92H115ZM131 91H132V93H131ZM263 91H264V87H263ZM124 92H125V94H127V92H128L127 96L128 95H132V96H128L129 99H127V96L124 94ZM256 92H258L259 94L261 93V95H258V94L255 95L254 94L255 95V97H254L255 100H254L252 97V94L256 93ZM118 93H120V94L122 93L124 97L123 98L119 97L121 95H119ZM210 93L213 94L212 97H210L211 96ZM187 94H188V92H187ZM168 96L170 97V95H168ZM168 96H166L165 98H168ZM204 96H202V97L205 98ZM31 97H32V94L30 96V99H32ZM112 97L115 98V101L113 100L114 98L112 99ZM251 97H252L251 101L253 100V102H250V105H253V106L255 105L254 109H253V107L251 108V106H249L251 110H249V111H243L242 110L241 111L239 108V107H241L240 102L242 100L250 99ZM119 98H122V99H119ZM213 98L211 100L214 102ZM261 98H260V100H261ZM169 99H171V98H169ZM263 99H264V97H263ZM120 100H123V101H120ZM206 100H208V98L205 99V101ZM261 101L264 103L263 100H261ZM213 102H210L211 106L215 104V102L214 103ZM112 103H114V104H112ZM128 103H130V104H128ZM126 104H128L127 105L128 107H126ZM193 104H194V106H193ZM200 104L201 105L207 104V107H209V109L212 108L213 112H212V110H210L209 112H211V113L208 114V112L206 110H204V108H201V107H204L203 105L201 107L199 106ZM123 106H125V107H123ZM119 107H121V108H119ZM154 107H156V108H154ZM195 107L196 108L200 107V109L202 111L199 109L198 111H201V112H199V113L196 112V110L198 108L196 109ZM249 107H246L244 109L247 110V108H249ZM115 108L118 109V111L115 110ZM133 108H134V106H133ZM255 108H257L259 110L256 112L257 109H255ZM120 109H122V110L124 109L123 110L124 113L121 112ZM190 109H193L197 114L194 111H193L194 113H192V111L189 112ZM110 110L112 111L111 113L109 112ZM181 110H183V111H181ZM262 110H263V114H262ZM116 111L118 112L117 114H119V112H121V115H122V113H123V115H122L123 117H121L120 114L117 116V114H115ZM126 111H127V113H126ZM132 111H134V109ZM150 111H149V113H151ZM203 111H206V113ZM214 112H216V113H214ZM125 113H126V116H124ZM166 115H168V116H166ZM171 115H174V116L171 117ZM119 116L121 117V121L123 119H125L124 120L125 123H124V121H122L124 128H122L123 127L122 122L120 120L117 121V119H120ZM117 117H119V118H117ZM154 117H155V119L160 117V119L158 118L159 119L158 121H160L159 124L157 123V119L155 120ZM112 118H113V120H112ZM104 120L107 123L106 122L104 123ZM30 122H31L30 116L23 119V121H22V123H24L25 125L30 123ZM120 122H121V125L119 126ZM152 122H151V124H152ZM111 123H113V124H111ZM137 124H138V126H137ZM154 124H155V122H154ZM154 124H153V127H154ZM83 127L84 126H82V128H81L82 130H83ZM118 127H121L122 135L119 133ZM139 127L140 128L142 127L143 129L142 128L140 129ZM146 127H149V125H146ZM102 128H103V130H102ZM108 128H109V130H108ZM150 129H153V128L150 127ZM156 129H158L159 131H157ZM106 130H107V133L105 132ZM137 130L140 131V132H138L139 134L136 132ZM86 131L87 132L89 131L90 134L87 133V135H86V133H85ZM96 131H98V132H96ZM150 131H152V130H150ZM109 132H112V133H109ZM91 133L93 135L95 134L98 136L96 137L94 135L95 138L93 137L94 139H92ZM101 133H103V134H101ZM109 134H110V136L108 137L107 135H109ZM140 134L146 135V138L143 139L144 137L142 136L143 137L142 138ZM82 135H84L85 138H83ZM117 135H119V136H117ZM80 136H81V139H83V142H82V140H80ZM111 136H112V138H111ZM133 136L134 137L137 136L138 140L136 139V137L134 138ZM167 137L168 138H175L178 141L180 140V145H179L180 147L177 146L178 148H176V150H172V152L169 150L163 151L160 154V156L158 157L159 159L157 158V161H155L156 164H154V166H155V168H157L159 170H165V172L169 173V175L171 173H173L172 171H174L175 176H174V173L170 176L171 177L173 176L176 178H178V177L180 178V176H181V178L180 179L179 178L174 179L173 177L172 178L169 177L168 182L165 183V184H167L166 188L164 187L163 183H160L159 181H157L155 176H154V178L151 179L152 181H150L148 184L144 185L143 184L144 181L141 180L140 177H138L137 175L133 174V170H132V174L137 176L136 180L133 179V177L135 178V176H133V175L131 176V174L128 173V172H131V169H130L131 166L129 165L128 162L125 163L126 167L123 168V166H121L122 165V164H120L121 159L126 158L128 156V154H132L134 156H140L141 152L144 151V149H145L143 145L146 144L148 146V145H151L155 140L160 141V140H162V138L165 139ZM134 139H136V140H134ZM90 140H89V143L91 142ZM107 140H108V142H107ZM141 140H142V142L144 140V142L142 143ZM219 140H220V138H219ZM74 144H75V142H74ZM107 144L109 146H107ZM141 144H143L142 145L144 148V149L142 148L143 150L141 149V147H142ZM245 146L247 147L249 145H245ZM243 148H245V147H243ZM249 148L250 147L245 148V149L248 150ZM257 148H258V146H257ZM257 148H255V149H257ZM259 148H258V150L253 149L252 151H254V152L255 151L256 152L262 151V148L261 149H259ZM62 149H64V148H62ZM199 149H201V150H199ZM77 150H74L73 152L75 153V152H77ZM103 150H105L107 152L105 153V151L103 152ZM205 151L210 152V157L206 156L207 154H205L206 153ZM248 151L250 152V150H248ZM65 152L66 151L60 152L59 154L64 153V155H65ZM80 152H77L76 154H78ZM117 152H118V154H117ZM100 153H101V155H100ZM239 153L241 156H239ZM68 154L66 152V155H68ZM64 155H63V157H66V155L65 156ZM208 155H209V153H208ZM237 156H239V157H237ZM63 157L61 155V158H63ZM199 157H203V158L199 159ZM57 158H58V156H57ZM68 158H70V157H68ZM68 158L65 159V163L69 161ZM99 158H100V161H99ZM196 159L201 160L199 162L200 168L196 167V165L199 166V163L195 162ZM60 160L56 159L57 165L62 164L61 166L63 167L65 164L63 162H61ZM82 160H83V157H82ZM58 161L61 163H59ZM62 161H64V160H62ZM228 162H229V166H228ZM127 163H128V165H126ZM89 164L94 165V166L90 167ZM96 165H97L98 169H97V167L95 168ZM242 165H244V167L248 166V164H245V163ZM118 166L121 167L122 169L119 168ZM93 167L95 168L94 172H93ZM115 167H116V170H115ZM192 168H196L197 170H194L195 171L194 172L192 170ZM168 169H170V170L168 171ZM198 169H199V171H198ZM76 171H78L79 173L78 172L76 173ZM243 171L246 172V169H244ZM240 172L241 171H239L238 173L240 174ZM75 173L79 174V175L75 176ZM232 173H234V174H232ZM221 175H224V176H221ZM78 176L81 180L78 178ZM235 176H238V175H235ZM131 177H132V179H131ZM229 177H228V179H229ZM170 178L172 180H175V181H171ZM221 179H222V181H221ZM177 180H179V181H177ZM75 181L78 183H75ZM176 181H177V183H176ZM219 181H221V183H219ZM79 182H81L80 187H79ZM169 183H171V184H169ZM174 183H176V184H174ZM74 184L76 186L78 185L77 187L79 188L80 191L77 190L78 188ZM147 185H150L152 188L150 187L151 189H149V187ZM169 185H172L175 188L174 189V191H176L175 193H174V191L172 192V190H173L172 186H171L172 190L170 192L167 191V190H170L168 188ZM223 185H224L225 189H224ZM75 187L77 189H75ZM143 187H145V189ZM162 191L169 193L170 196L168 194L166 195V193L162 192ZM243 193L244 194H242V195H247L245 192H243ZM171 194H172V196H171ZM80 199H82V200L80 201ZM84 202L85 203L88 202V203L85 204ZM259 202H260V204H259ZM80 203H82V205ZM75 204L77 205V207ZM84 204L86 207L84 206ZM88 204H91V205H88ZM68 211H70V212L68 213ZM78 213H80V214H78ZM85 213L88 215H86ZM76 214L79 216H77ZM76 216L78 218V219L77 218L76 219L79 220L80 223L76 219H75L76 221L73 222L74 221L73 219ZM254 217L251 219L255 220V219L259 218V217L258 218L255 217V219H254ZM70 220H72V221H70ZM258 220H260V219H258ZM260 221H257V222L259 223ZM68 222H67V224H68ZM258 223H256V225ZM260 223H262V222H260ZM74 224L76 227L73 226ZM77 224H80L82 226V228L80 225H77ZM259 224H258V226H259ZM251 225H253V222L251 223ZM256 225H255L254 229H256L258 227ZM247 227H249V228H247ZM262 228L263 227L261 226V230H262ZM254 229H252V230H254ZM108 230H109V232H108ZM79 231L82 235H80ZM247 232H249V234L251 232V235L250 236L247 235L248 237L245 236V238H243V236ZM260 234H262V237L259 236L262 244L259 243V240H258L259 239L258 235H260ZM85 235H87V236H85ZM198 235L199 236L201 235V236L199 237ZM84 236H85V238H84ZM73 237H75V238L72 239ZM81 237H80V239H81ZM86 237H88V238H86ZM97 237H99V238L102 237L103 242H102V239L100 240ZM104 238H106V239H104ZM90 239H93V240L90 241ZM247 239L250 240V243L253 242L252 243L253 246L251 245L252 246L251 248L249 247V245L246 244ZM190 242H192V244ZM74 243H73V245H74ZM108 243L110 245H108ZM75 244L77 245V243H75ZM79 244H80V241H78V245ZM189 244H191L190 246L192 248L189 246ZM82 245L80 244V246H82ZM90 255H88V256H90ZM143 255H144V257H143ZM140 257L142 258V262H141ZM139 259H140V261H139ZM149 259H150V261L148 262ZM89 260L86 261L87 264H91L90 262H88Z\"/></svg>","mask_w":264,"mask_h":264}]
</instances>
